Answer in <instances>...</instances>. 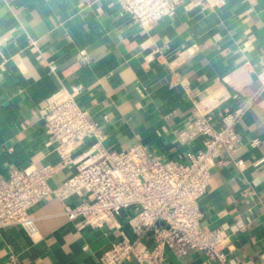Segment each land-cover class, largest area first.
<instances>
[{
    "label": "crops",
    "instance_id": "1",
    "mask_svg": "<svg viewBox=\"0 0 264 264\" xmlns=\"http://www.w3.org/2000/svg\"><path fill=\"white\" fill-rule=\"evenodd\" d=\"M120 4L0 0V175L11 166L59 163L41 110L61 88L81 86L77 102L104 128L110 149L140 143L184 162L201 140L180 144L178 133L194 115V102L223 86L226 99L211 112L216 126L220 111L253 99L235 126L240 147L231 156L222 151L212 168L199 201L201 227L229 230L230 264L257 260L264 250V89L259 92L257 79L264 65V0H179L172 14L145 30ZM81 49L88 53L87 64L75 59ZM49 63L56 65L55 73ZM253 139L259 144L252 146ZM89 146L87 141L73 158L81 160ZM74 172V165L58 168L50 187ZM84 196L79 192L67 204ZM65 205L49 195L31 209L34 238L19 226L1 230L0 264H100L111 242L135 238L126 223L120 233L78 229ZM144 243L151 246V234ZM164 264L211 263L192 249L181 256L167 251Z\"/></svg>",
    "mask_w": 264,
    "mask_h": 264
},
{
    "label": "built area",
    "instance_id": "2",
    "mask_svg": "<svg viewBox=\"0 0 264 264\" xmlns=\"http://www.w3.org/2000/svg\"><path fill=\"white\" fill-rule=\"evenodd\" d=\"M179 0H121V10L141 30L175 11ZM80 64H87L88 53L75 54ZM51 73L56 65L48 64ZM259 92L264 89V65L257 72ZM81 86L61 88L45 101L41 116L48 139L60 159L57 165L23 168L11 166L0 175V231L10 226L23 228L36 235L31 209L46 196L65 203V215L76 221L78 229L118 230L126 223L135 235L133 240L120 236L100 256V264H164L166 252L181 256L187 251H200L211 264H230V232L222 226L209 230L201 227L200 199L207 193L211 171L220 163L222 151L232 155L241 145L235 126L253 97L243 100L232 111L219 112V125L211 112L226 99L223 86L204 94L194 102L195 113L180 131V144L200 139L201 148L187 152L185 161H175L154 149L137 143L117 151L105 145L104 128L92 120L77 102ZM258 92V93H259ZM225 93V94H224ZM90 141V146L77 162L73 154ZM259 144L253 139L252 146ZM237 159V167L243 165ZM75 166V172L55 186L49 180L60 167ZM85 196L78 202H67L77 193ZM129 214L124 216V213ZM151 234L152 244L144 239ZM238 264H264V250L257 260Z\"/></svg>",
    "mask_w": 264,
    "mask_h": 264
}]
</instances>
